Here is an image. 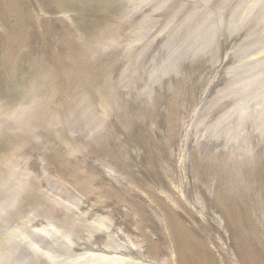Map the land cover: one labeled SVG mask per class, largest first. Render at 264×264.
Masks as SVG:
<instances>
[{
	"label": "rangeland",
	"instance_id": "374dc122",
	"mask_svg": "<svg viewBox=\"0 0 264 264\" xmlns=\"http://www.w3.org/2000/svg\"><path fill=\"white\" fill-rule=\"evenodd\" d=\"M0 264H264V0H0Z\"/></svg>",
	"mask_w": 264,
	"mask_h": 264
}]
</instances>
